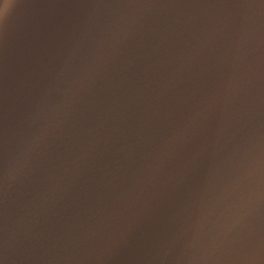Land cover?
<instances>
[{"label": "water", "instance_id": "1", "mask_svg": "<svg viewBox=\"0 0 264 264\" xmlns=\"http://www.w3.org/2000/svg\"><path fill=\"white\" fill-rule=\"evenodd\" d=\"M0 264H264V0H0Z\"/></svg>", "mask_w": 264, "mask_h": 264}]
</instances>
